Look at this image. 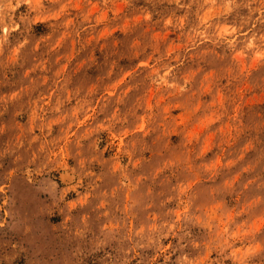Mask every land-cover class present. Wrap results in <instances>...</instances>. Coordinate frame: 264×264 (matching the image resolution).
Masks as SVG:
<instances>
[{
  "label": "rangeland",
  "instance_id": "374dc122",
  "mask_svg": "<svg viewBox=\"0 0 264 264\" xmlns=\"http://www.w3.org/2000/svg\"><path fill=\"white\" fill-rule=\"evenodd\" d=\"M0 264H264V0H0Z\"/></svg>",
  "mask_w": 264,
  "mask_h": 264
}]
</instances>
